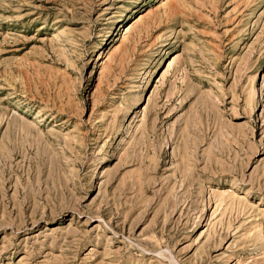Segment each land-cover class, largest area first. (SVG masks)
<instances>
[{"label":"rangeland","instance_id":"374dc122","mask_svg":"<svg viewBox=\"0 0 264 264\" xmlns=\"http://www.w3.org/2000/svg\"><path fill=\"white\" fill-rule=\"evenodd\" d=\"M0 264H264V0H0Z\"/></svg>","mask_w":264,"mask_h":264}]
</instances>
